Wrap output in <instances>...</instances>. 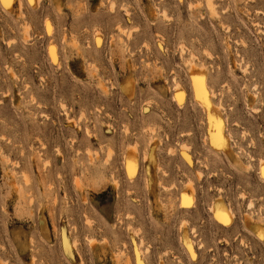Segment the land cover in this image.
Returning a JSON list of instances; mask_svg holds the SVG:
<instances>
[{
	"label": "rangeland",
	"instance_id": "374dc122",
	"mask_svg": "<svg viewBox=\"0 0 264 264\" xmlns=\"http://www.w3.org/2000/svg\"><path fill=\"white\" fill-rule=\"evenodd\" d=\"M263 160L264 0H0V264H264Z\"/></svg>",
	"mask_w": 264,
	"mask_h": 264
},
{
	"label": "bare ground",
	"instance_id": "6f19581e",
	"mask_svg": "<svg viewBox=\"0 0 264 264\" xmlns=\"http://www.w3.org/2000/svg\"><path fill=\"white\" fill-rule=\"evenodd\" d=\"M194 74H195V71L192 70L191 76L193 79V84H192L193 92L196 95L195 98L197 102L201 104L207 111L210 140L216 146H225L226 138H224V135H223V130H222L223 125L221 121L219 120V118L214 113V110L211 108V105L208 101V95L204 87L205 83L201 81V78L198 79V77H196ZM193 77H196L197 79L195 78L194 80ZM126 168L129 173L133 171L134 163L132 160H127ZM260 169H261V174L264 176V160L261 161ZM222 210H224L223 206L219 203L216 204L215 215L220 220H223L226 217V215L222 214ZM260 231L263 232L261 229Z\"/></svg>",
	"mask_w": 264,
	"mask_h": 264
},
{
	"label": "snow or ice",
	"instance_id": "6c2138e0",
	"mask_svg": "<svg viewBox=\"0 0 264 264\" xmlns=\"http://www.w3.org/2000/svg\"><path fill=\"white\" fill-rule=\"evenodd\" d=\"M262 238H264V237H262Z\"/></svg>",
	"mask_w": 264,
	"mask_h": 264
}]
</instances>
